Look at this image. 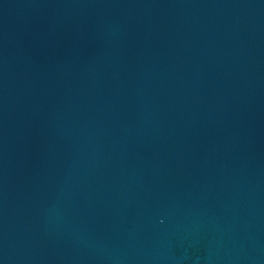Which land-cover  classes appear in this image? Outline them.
Returning a JSON list of instances; mask_svg holds the SVG:
<instances>
[{
	"label": "water",
	"instance_id": "water-1",
	"mask_svg": "<svg viewBox=\"0 0 264 264\" xmlns=\"http://www.w3.org/2000/svg\"><path fill=\"white\" fill-rule=\"evenodd\" d=\"M0 264H264V0H0Z\"/></svg>",
	"mask_w": 264,
	"mask_h": 264
}]
</instances>
